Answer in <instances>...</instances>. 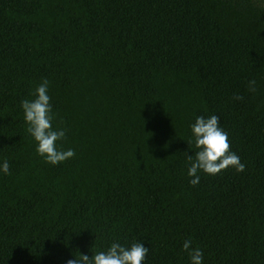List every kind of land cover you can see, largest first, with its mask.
Wrapping results in <instances>:
<instances>
[{
	"label": "trees",
	"instance_id": "16d2710c",
	"mask_svg": "<svg viewBox=\"0 0 264 264\" xmlns=\"http://www.w3.org/2000/svg\"><path fill=\"white\" fill-rule=\"evenodd\" d=\"M45 79L57 144L76 153L56 166L20 108ZM213 114L244 170L192 186L189 125ZM3 159L0 264L113 242L188 264L186 239L203 264H264V0H0Z\"/></svg>",
	"mask_w": 264,
	"mask_h": 264
},
{
	"label": "clouds",
	"instance_id": "9594fccd",
	"mask_svg": "<svg viewBox=\"0 0 264 264\" xmlns=\"http://www.w3.org/2000/svg\"><path fill=\"white\" fill-rule=\"evenodd\" d=\"M247 88L255 92L256 81L249 80ZM48 90V80H42L31 94L34 98L22 100L20 108L27 125L26 132L35 142L36 155L46 164L56 166L74 158L76 153L71 148L64 150L57 144L65 138L67 129L53 128L54 113ZM233 98L242 99L239 95ZM189 129L187 146L191 154H185L188 161L186 175L190 178V185L196 186L200 182L199 173L215 176L229 168L236 172L244 170L240 157L230 151L228 133L220 126L217 115H197ZM9 168L7 159L0 160V175H9ZM181 250L186 253L188 264H203V252L198 246H192L191 239L183 242ZM148 252L149 248L141 242H133L128 246L113 242L106 250L97 251L91 257L79 253L78 257L68 260L67 264H145Z\"/></svg>",
	"mask_w": 264,
	"mask_h": 264
}]
</instances>
